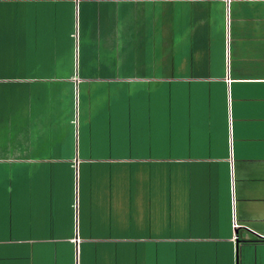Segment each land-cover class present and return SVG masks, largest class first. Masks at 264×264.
<instances>
[{"label":"crops","instance_id":"crops-1","mask_svg":"<svg viewBox=\"0 0 264 264\" xmlns=\"http://www.w3.org/2000/svg\"><path fill=\"white\" fill-rule=\"evenodd\" d=\"M0 264H264V0H0Z\"/></svg>","mask_w":264,"mask_h":264},{"label":"rangeland","instance_id":"rangeland-1","mask_svg":"<svg viewBox=\"0 0 264 264\" xmlns=\"http://www.w3.org/2000/svg\"><path fill=\"white\" fill-rule=\"evenodd\" d=\"M149 166L154 167L156 170V173L154 176V184H155V189L157 192V202H160L162 198L160 194L163 195V189H164V184H165V177L163 174V167H164L163 160L161 159L153 160L152 162L149 163Z\"/></svg>","mask_w":264,"mask_h":264}]
</instances>
